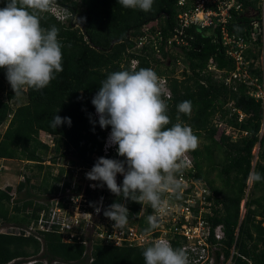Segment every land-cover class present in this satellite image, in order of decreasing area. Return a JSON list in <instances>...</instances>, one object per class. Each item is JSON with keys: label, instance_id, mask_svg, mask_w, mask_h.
Masks as SVG:
<instances>
[{"label": "trees", "instance_id": "16d2710c", "mask_svg": "<svg viewBox=\"0 0 264 264\" xmlns=\"http://www.w3.org/2000/svg\"><path fill=\"white\" fill-rule=\"evenodd\" d=\"M240 1L244 12L235 15L230 23V28L237 31L247 25L250 18L247 12L256 7L258 0ZM175 3L176 0H155L153 10L145 13L126 9L117 0H55L53 4L71 14L66 22L50 11L40 14L43 28L59 29L63 71L41 91L28 89L16 94L6 79L5 70L0 68V126L7 122L0 132V159L31 162L27 163V168L36 167L45 172L40 186L31 182V176H24L16 187L0 188L2 224L26 228L37 220L38 212L44 207L39 202L44 199L42 196L56 190L50 167L43 164L49 147L39 139L40 132L53 136L56 151L72 149L78 162H96L93 154H101L105 133L111 128L101 129L98 123L94 126L90 122L98 120L93 114L95 108L91 99L110 73L150 67L154 59L152 53H135L134 38L142 34L145 26L169 34L175 25ZM182 51L190 62L191 74L171 84L172 97L165 100L171 119L167 127L182 123L191 127L202 140L190 153L196 177L209 186L221 204L211 221L213 225L221 223L224 227L226 256L234 246L239 255H233L232 264H248L243 257L255 264H264V196H250V192L264 189V182H252L241 218V202L251 173L264 174V140H259L261 102L248 95L245 85L239 84L236 90H231L203 73L211 58L220 68H234L233 60L212 36L195 34L191 46ZM133 58L138 60L135 68L130 67ZM202 79L204 84L200 83ZM21 94L26 100L15 104ZM186 100L192 102L190 116L177 110ZM227 102L242 111L244 117L240 121L237 114L229 116ZM55 113L70 117L71 126L50 127ZM216 120L230 126L236 138L232 139V134L217 126ZM258 142L255 155L253 149ZM216 153L222 154L221 160H215ZM214 171L222 181V189L211 177ZM127 201L137 206L138 202ZM140 221L144 222V217ZM37 235L40 239L24 230L0 231V264H144L142 252L149 247L95 243L89 255L85 253L84 244L64 242L59 233L38 231ZM89 257L93 258L91 262Z\"/></svg>", "mask_w": 264, "mask_h": 264}, {"label": "built area", "instance_id": "2783aa9c", "mask_svg": "<svg viewBox=\"0 0 264 264\" xmlns=\"http://www.w3.org/2000/svg\"><path fill=\"white\" fill-rule=\"evenodd\" d=\"M175 9V25L169 34L166 35L159 28L152 30L145 26L142 34L134 38L135 53L143 54L147 51L154 57L149 68L160 78L162 98L168 100L172 97L173 80L180 81L186 78V74H191L190 62L182 49L191 46L195 34L201 32L212 36L222 44L225 55L233 60L234 68H220L211 58L203 73L231 90H236L239 84H243L248 95L261 102L259 140H264V0H258L256 7L248 10L247 15L250 18L241 31L230 28L235 15L244 12L240 0H176ZM49 11L62 22H66L71 15L65 8L55 4ZM137 64L136 58L131 59V68H135ZM163 69L166 71L162 72ZM200 83L204 84V80H200ZM226 107L230 110L229 116L237 114L239 121L244 117L242 111L234 107L232 102H227ZM93 114L98 119L95 109ZM215 122L228 134H232L230 126L219 120ZM110 130L105 133L101 154H93L95 161L101 156L124 159L117 155L115 146L106 147ZM42 134L44 138H41ZM235 138L233 133L232 139ZM39 139L49 147V155L43 164L50 167L49 174L54 180L56 190L42 196L44 199L39 202L44 207L38 212L37 220L24 229L7 226L12 231L24 230L26 234H36L39 239L38 231L56 232L62 236L64 242L78 241L84 244L87 248L85 253L89 255L95 243L152 246L160 240L169 241L174 248L184 249L190 264H232L233 255H239L234 246L229 249L228 256L225 254L224 227L221 223L213 225L211 221V217L221 209V204L216 201L209 186L196 177L194 159L190 152L178 162L181 171L176 179L181 188L178 192L170 190L163 194L168 210L161 217L159 227L151 230L148 217L157 213L150 205L137 203L134 207V203L117 197L106 186L91 187L98 182L87 179L86 173L95 162H78L72 149L56 151L53 136L48 133L40 132ZM122 180L123 176L118 174L117 183L121 184ZM247 193L248 189L242 201L244 213ZM101 199L104 209L115 202L126 205L130 216L129 223L123 230L113 227L114 222L103 215V209L100 213L95 211ZM142 217L144 222L140 221ZM0 231H5L1 221ZM243 258L248 264H255L250 259ZM88 260L91 262L93 258L89 257Z\"/></svg>", "mask_w": 264, "mask_h": 264}, {"label": "clouds", "instance_id": "9594fccd", "mask_svg": "<svg viewBox=\"0 0 264 264\" xmlns=\"http://www.w3.org/2000/svg\"><path fill=\"white\" fill-rule=\"evenodd\" d=\"M55 0H0V68L14 93L28 89L47 88L56 74L63 71L62 43L59 29L41 26V13L50 10ZM126 9L145 13L153 10L155 0H117ZM101 129L110 126L106 147L115 146L124 159L99 157L86 173V178L98 183L91 187L106 186L111 193L125 200L148 204L157 215H150L151 230L159 227L167 213L163 194L178 192L176 179L181 171L178 163L190 151L199 147V138L191 127L182 123L171 124L168 105L162 98L158 74L151 68L122 70L110 73L91 99ZM179 113L190 116L192 102L177 106ZM58 111V109H57ZM56 111V113H57ZM55 113L50 127L71 126L70 117ZM179 119V117H177ZM123 180L117 183V175ZM253 183L264 182V174L253 172ZM113 221V227L123 230L129 223V210L124 203L115 202L103 208L102 199L95 208L97 213ZM144 264H190L184 249L174 248L167 240L155 242L142 252Z\"/></svg>", "mask_w": 264, "mask_h": 264}, {"label": "rangeland", "instance_id": "374dc122", "mask_svg": "<svg viewBox=\"0 0 264 264\" xmlns=\"http://www.w3.org/2000/svg\"><path fill=\"white\" fill-rule=\"evenodd\" d=\"M77 20H78V16L75 17V21ZM25 100H26L25 95L21 94L19 95L18 100L15 102V104L22 103ZM6 126H7V122L2 124L0 126V132H3ZM41 138H44L43 134L41 135ZM201 142L202 140L199 139V144H201ZM253 153L254 154L258 153L257 145L254 147ZM222 157L223 156L221 153L215 154L216 161L221 160ZM22 176H31L32 178L31 182L37 186H40V181L43 177V170L40 172L36 167H34L33 169L27 168V164L22 163L21 161L19 162V161L12 160V159L11 160H0V179H2V184L4 188L6 186L16 187L17 184L21 180H23ZM211 177L215 179V185L222 189L223 188L222 181L217 176V171H214ZM247 183H248L247 189L249 192V190L251 191V184H252V181L250 178L248 179ZM13 195L14 197L16 196L19 197L18 194H13ZM250 196H253V197L264 196V189L256 190L253 194L250 192ZM244 208H245V205H244ZM242 213H244V209L242 208V203H241V216H242ZM263 226H264V223H263ZM2 227H3V230L5 231H12V229L8 228L7 225L2 224Z\"/></svg>", "mask_w": 264, "mask_h": 264}, {"label": "crops", "instance_id": "0c3cea01", "mask_svg": "<svg viewBox=\"0 0 264 264\" xmlns=\"http://www.w3.org/2000/svg\"><path fill=\"white\" fill-rule=\"evenodd\" d=\"M0 160H11V159H0ZM16 161H18V160H16ZM21 162L27 164V162H24V161H21ZM29 163H31V162H29ZM44 172H45V170L43 171V174H44ZM0 188H4V186L2 184V179H0Z\"/></svg>", "mask_w": 264, "mask_h": 264}, {"label": "bare ground", "instance_id": "6f19581e", "mask_svg": "<svg viewBox=\"0 0 264 264\" xmlns=\"http://www.w3.org/2000/svg\"><path fill=\"white\" fill-rule=\"evenodd\" d=\"M245 194H246V192H245ZM247 195H248V193H247ZM247 199V198H246ZM243 201V200H242ZM246 201V200H245ZM242 203V202H241ZM244 205H245V203H244ZM246 208V207H245ZM227 244V243H226Z\"/></svg>", "mask_w": 264, "mask_h": 264}]
</instances>
